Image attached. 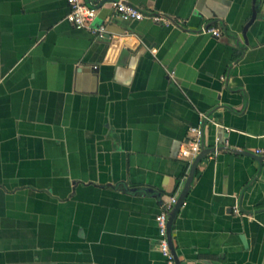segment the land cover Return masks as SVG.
Instances as JSON below:
<instances>
[{"label": "crops", "instance_id": "1", "mask_svg": "<svg viewBox=\"0 0 264 264\" xmlns=\"http://www.w3.org/2000/svg\"><path fill=\"white\" fill-rule=\"evenodd\" d=\"M115 1L92 0L79 29L67 0H0V264H166L155 217L199 122L207 147L239 152L199 163L179 259L264 264V163L248 154L264 147V0H123L177 25L124 21Z\"/></svg>", "mask_w": 264, "mask_h": 264}, {"label": "built area", "instance_id": "2", "mask_svg": "<svg viewBox=\"0 0 264 264\" xmlns=\"http://www.w3.org/2000/svg\"><path fill=\"white\" fill-rule=\"evenodd\" d=\"M69 5V13L66 16V19L76 28L82 29L87 28L91 29V23L97 16V9L94 7L92 0H89V3L84 2L83 0H67ZM114 9L117 15L124 21L131 20H142L145 18L152 19L155 23H164L165 25H177L170 17H167L162 14H147L136 6L129 4L123 0L113 2ZM205 31L219 36L221 31L219 28L210 27L205 29ZM93 32L97 34L100 38L108 37V33L105 26H100L96 29H93ZM191 137L181 145L179 150V157L182 159H192L194 158L201 150L202 139L204 135V130L202 127V122H199L197 125H192L189 128ZM255 153L264 155V147H259L255 149ZM177 201V196H172L167 202H163L161 205L160 212L156 215L155 220L158 227L159 239L158 247L163 255L166 264H176L174 255L171 250L170 241L168 238V216L169 211ZM239 212V209H236Z\"/></svg>", "mask_w": 264, "mask_h": 264}, {"label": "water", "instance_id": "3", "mask_svg": "<svg viewBox=\"0 0 264 264\" xmlns=\"http://www.w3.org/2000/svg\"><path fill=\"white\" fill-rule=\"evenodd\" d=\"M255 1L256 0H254V2ZM256 15H257V12L254 9L252 17H251V19L248 22V25L246 27L250 26L253 23V21L256 19ZM174 22H176V21H174ZM246 27H245V29H246ZM109 38H110V40L112 39V37H109ZM94 68H97V66H94ZM202 127H203V130H204V135H203V139H202L201 150L193 158V161H192V163L190 165L189 172H188L187 177H186L185 184H184L179 196L177 197L176 203L173 205V207L169 211V216H168V238H169V241H170L171 250H172V253L174 255V259H175L176 264H183V262L181 261V259H179V256L177 254L176 248L173 245L172 226H173V223H174V221L176 219V216L178 215V212H179L181 206L184 204V202H185V200L187 198V195H188L189 190L191 188V185H192V182H193V179H194V176H195V173H196V170H197V167H198L199 163L205 157H207L208 155L216 153V152H221V151L226 152V151H233V150L236 153L239 152V151H235L237 149H233L232 147H226L225 145L224 146L214 145L212 147H207L206 141H205V123L204 122H202ZM227 137L228 136H227V133H226L225 134V142H227ZM243 154H245V153H243ZM248 154L250 156H252L251 154H254L259 159H262V163H264V155L257 154V153H255V151H254V153H248ZM237 208L239 209V207H237ZM239 212H240V210H239Z\"/></svg>", "mask_w": 264, "mask_h": 264}]
</instances>
